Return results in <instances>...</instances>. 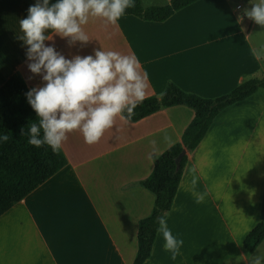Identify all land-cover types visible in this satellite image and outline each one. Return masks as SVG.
Returning <instances> with one entry per match:
<instances>
[{"label": "crops", "instance_id": "obj_1", "mask_svg": "<svg viewBox=\"0 0 264 264\" xmlns=\"http://www.w3.org/2000/svg\"><path fill=\"white\" fill-rule=\"evenodd\" d=\"M37 0H0V85L18 73L31 90L44 86L28 69L19 21ZM170 0H164L163 6ZM198 0L163 22L123 15L116 25L89 20L86 44L52 35L46 46L66 59L95 50L134 53L148 73L146 97L168 83L206 99L227 94L244 81L264 78V66L243 5L229 4L232 29H202L219 5ZM143 8L150 7L143 6ZM240 6L239 9L236 7ZM46 35L49 33L46 32ZM260 90V89H259ZM220 111L204 138L187 154L178 190L167 212L172 234L183 240L176 259L157 232L143 264H250L264 256V240L252 253L243 241L260 221L264 190V103L257 95ZM258 98V99H257ZM194 116L185 106L164 108L134 123L117 118L93 145L79 132L61 151L66 165L0 216V264H132L138 222L149 216L155 196L139 185L154 157L181 139ZM169 136L171 142L164 137ZM155 141V146H153ZM151 154V158H149ZM203 194L197 203L192 194Z\"/></svg>", "mask_w": 264, "mask_h": 264}, {"label": "clouds", "instance_id": "obj_2", "mask_svg": "<svg viewBox=\"0 0 264 264\" xmlns=\"http://www.w3.org/2000/svg\"><path fill=\"white\" fill-rule=\"evenodd\" d=\"M134 7L135 0H57L51 5L49 0H37L29 7L26 18L19 21V39L27 47L29 71L34 75L43 73L44 82V86L26 93L38 119L29 126L30 145L36 148L46 145L57 153L73 132H79L85 144L93 145L114 126L117 118L124 123L131 120L149 87L148 73L142 70L134 53L100 49L94 55L66 59L54 47L46 46L45 41L54 34L68 38L70 45L77 41L86 44L89 37L84 26L90 19H99L106 27L116 25L126 9ZM244 14L264 27V0L252 4ZM252 54L264 61V45L253 48ZM8 139L6 134L0 136V140ZM164 139L171 142L167 135ZM195 184L193 178L192 194L201 203L204 196L195 192ZM168 215L157 218V231L162 234L164 250L175 260L183 240L172 234ZM250 264H264V256L252 255Z\"/></svg>", "mask_w": 264, "mask_h": 264}, {"label": "trees", "instance_id": "obj_3", "mask_svg": "<svg viewBox=\"0 0 264 264\" xmlns=\"http://www.w3.org/2000/svg\"><path fill=\"white\" fill-rule=\"evenodd\" d=\"M196 1L198 0H170L165 6L143 8L141 0H135V7L126 9L124 15H133L146 21L163 22L178 10ZM55 2L57 0H49L50 5ZM261 88L264 89V78L251 79L244 81L227 94L206 99L184 92L176 85L168 83L159 96L146 97L138 104L134 115L128 121L130 123L164 108L178 105L190 108L194 116L184 129L180 141L155 156L152 172L139 182L140 186L155 196V201L150 215L138 222L137 252L132 264H143L150 257L159 227L157 218L171 208L188 160L187 154L201 142L220 111L249 98ZM29 91L18 73H14L0 85V136L5 134L9 136L7 141L0 140V216L67 163L61 149L53 153L46 145L36 148L28 143L29 126L38 122L36 113L27 102L26 93ZM183 149L186 153L176 170L174 160ZM263 240L264 190L260 221L245 237L243 247L247 253H252Z\"/></svg>", "mask_w": 264, "mask_h": 264}, {"label": "rangeland", "instance_id": "obj_4", "mask_svg": "<svg viewBox=\"0 0 264 264\" xmlns=\"http://www.w3.org/2000/svg\"><path fill=\"white\" fill-rule=\"evenodd\" d=\"M226 0H211L210 5L213 6L215 4L219 5V8H217V12L215 14H212L211 16H208L205 18L204 23L202 25V29H208L214 27L216 24H221V27H225L226 29H232L233 22H235L231 10L229 9V5L224 3ZM258 0H229V4H232L235 6L237 3L243 5L244 9L251 8L252 4L257 3ZM143 6H148L152 4L151 6H163L164 0H142ZM249 20H246L244 23V26L247 28L249 25ZM252 38L253 42L257 47L259 48L261 45H264V27H261L259 25H256L255 23L252 26ZM262 65L264 66V61L261 60ZM259 94L257 95L258 98H260V101L264 103V89L261 88L259 90ZM257 98V99H258ZM264 123V118H263Z\"/></svg>", "mask_w": 264, "mask_h": 264}, {"label": "water", "instance_id": "obj_5", "mask_svg": "<svg viewBox=\"0 0 264 264\" xmlns=\"http://www.w3.org/2000/svg\"><path fill=\"white\" fill-rule=\"evenodd\" d=\"M185 153H186V151H185V149H183V150L178 154V156L175 158L174 163H175V166H176V170L179 168L181 158L185 155Z\"/></svg>", "mask_w": 264, "mask_h": 264}, {"label": "built area", "instance_id": "obj_6", "mask_svg": "<svg viewBox=\"0 0 264 264\" xmlns=\"http://www.w3.org/2000/svg\"><path fill=\"white\" fill-rule=\"evenodd\" d=\"M236 8H237V9H239V8H240V6H237Z\"/></svg>", "mask_w": 264, "mask_h": 264}]
</instances>
